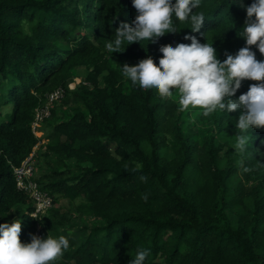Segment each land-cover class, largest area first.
Instances as JSON below:
<instances>
[{"label": "trees", "instance_id": "obj_1", "mask_svg": "<svg viewBox=\"0 0 264 264\" xmlns=\"http://www.w3.org/2000/svg\"><path fill=\"white\" fill-rule=\"evenodd\" d=\"M252 2L201 0L199 32L173 16L177 33L124 41L111 53L116 29L138 14L132 0H0V94L12 104L0 119V224L20 219L22 243L37 226L41 238H68L56 264H129L138 249L149 250L144 264H264V129H249L238 153L240 109L181 112L175 92L161 98L121 68L148 56L158 65L159 48L188 44L186 35L213 44L223 62L246 46L239 35ZM79 69L85 74L69 92ZM253 83L242 81L233 98ZM60 86L70 113L58 117L53 104L48 142L34 151L35 109ZM33 151L36 179L53 197L36 219L13 172Z\"/></svg>", "mask_w": 264, "mask_h": 264}, {"label": "clouds", "instance_id": "obj_2", "mask_svg": "<svg viewBox=\"0 0 264 264\" xmlns=\"http://www.w3.org/2000/svg\"><path fill=\"white\" fill-rule=\"evenodd\" d=\"M201 0H132L138 13L132 24L122 22L116 29L115 40L107 43L111 53L120 52L124 41L132 44L141 40L155 42L166 33H177L173 16L180 22L189 21L191 31L199 32L205 16L193 10L200 7ZM243 6V5H242ZM247 18L240 31L246 46L235 54H227L221 62L217 59L213 44L201 43L195 36L186 35L191 42L162 45L159 63L151 56L141 59L136 65L124 64L122 73L133 85L142 89H155L161 98H170L176 93L178 110L200 109L204 116L216 110L227 113L241 110L236 128L234 148L238 153L246 151L249 129H264V61L256 59L252 46L264 55V0H253L246 7ZM255 81L248 91L234 99L242 81ZM249 169H245L248 171ZM141 177V181H146ZM145 201L147 194L142 195ZM36 219L35 217H32ZM20 219L0 224V264H56L69 249L68 238L60 235L46 239L31 236V242L22 243ZM149 250L138 249L129 264H144Z\"/></svg>", "mask_w": 264, "mask_h": 264}, {"label": "built area", "instance_id": "obj_3", "mask_svg": "<svg viewBox=\"0 0 264 264\" xmlns=\"http://www.w3.org/2000/svg\"><path fill=\"white\" fill-rule=\"evenodd\" d=\"M65 88L58 87L46 95L44 103L35 109L34 119L32 121L33 133L40 137V128L43 122L51 116L52 106L55 102L61 100L65 96ZM42 141L34 147V151L39 147ZM34 151L26 157L19 166H13L17 187L28 193L30 199L34 203V211L31 213L34 217H39L47 213L53 206V197L40 187L36 179V160ZM41 227L37 226L35 235L42 237Z\"/></svg>", "mask_w": 264, "mask_h": 264}, {"label": "rangeland", "instance_id": "obj_4", "mask_svg": "<svg viewBox=\"0 0 264 264\" xmlns=\"http://www.w3.org/2000/svg\"><path fill=\"white\" fill-rule=\"evenodd\" d=\"M84 74H85V70H83V69H79L78 71H76V73L74 74V78L68 84V91L69 92H71V91L76 89V87L80 84ZM2 103H3V100H2V97H1V94H0V119L4 118L7 113L10 114L11 111H12V104L4 105ZM72 104L73 103H71V104H69L67 106H64L63 103H62V99L59 100L56 103V106L54 105L55 109H56V114H58V117H64V118L67 117V114L70 113L68 111V109H70V108H67V107H71ZM6 118H8V116H6ZM51 118H53V116H51L50 118H47L43 122V124H42V126L40 128V141H42L44 143L48 142L47 134L51 130V125H50L51 124V120H52ZM194 120H195L194 117H192L191 121H194ZM224 140H230V139L224 138ZM110 146H111L112 149L115 148L114 144H110ZM163 155H165L167 157H170L172 155V150L170 148H168L166 150H163ZM62 204L65 205V206H69L67 200H62Z\"/></svg>", "mask_w": 264, "mask_h": 264}]
</instances>
